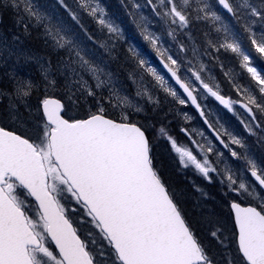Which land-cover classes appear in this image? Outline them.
<instances>
[{"label":"snow or ice","instance_id":"1","mask_svg":"<svg viewBox=\"0 0 264 264\" xmlns=\"http://www.w3.org/2000/svg\"><path fill=\"white\" fill-rule=\"evenodd\" d=\"M0 264H264V0H0Z\"/></svg>","mask_w":264,"mask_h":264}]
</instances>
